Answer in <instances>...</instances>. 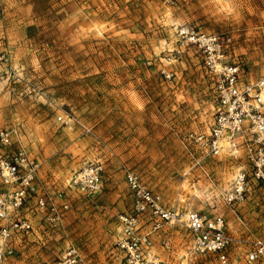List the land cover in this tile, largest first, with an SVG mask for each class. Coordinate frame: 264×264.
Masks as SVG:
<instances>
[{"label": "rangeland", "instance_id": "1", "mask_svg": "<svg viewBox=\"0 0 264 264\" xmlns=\"http://www.w3.org/2000/svg\"><path fill=\"white\" fill-rule=\"evenodd\" d=\"M2 9L0 51L10 53L11 67L0 63V128H17L41 161L37 191L56 205L69 202L56 224L31 197L22 212L32 228L16 235L5 264H56L69 245L82 264H127L115 243L119 215L132 211L122 164L167 210L222 212L228 231L248 239L233 245L230 264H264L242 254L250 238L264 239V182L250 176L244 198L229 205L220 191L246 162L243 154L204 159L216 186L192 166L189 151H199L187 133L211 124L215 79L197 47L173 55L175 23L198 24L232 36L225 56L240 65L243 80L264 74V0H0ZM59 114L72 116L71 127ZM93 159L105 169L100 189L85 195L67 181ZM155 220L144 217L141 229ZM151 237L159 264L217 261L193 252L182 225L163 221Z\"/></svg>", "mask_w": 264, "mask_h": 264}, {"label": "built area", "instance_id": "2", "mask_svg": "<svg viewBox=\"0 0 264 264\" xmlns=\"http://www.w3.org/2000/svg\"><path fill=\"white\" fill-rule=\"evenodd\" d=\"M175 36L177 47L173 55L176 57L186 47H197L204 65L215 79L216 107L211 124L206 130L187 133V139L199 151L197 155L189 151L192 166L199 167L216 186L203 164L205 158L225 153L232 156L243 154L246 160L237 168L228 189L220 191L223 200L230 205L244 198L250 176L264 182V74L255 79H242L240 65L228 62L225 56V47L232 39L228 33L207 32L198 24L175 23ZM0 63L11 67V55L7 50L0 51ZM171 74L167 72L166 76ZM57 119L71 127L72 116L69 114H59ZM0 146L6 148L0 152V182L3 186L0 189V264H5L13 253L16 235L32 228L30 218L22 212L31 197L36 208L48 211L47 218L56 224L61 221V210L68 208L69 202L63 199L60 205H56L51 197L37 191L42 163L30 154L17 128H0ZM122 167L132 192V211L119 215L120 229L115 243L124 251L127 264H159L151 233L163 221L182 225L192 234L193 252L213 254L217 259L215 264L231 263L230 251L239 239L228 232L223 214H207L195 209L167 210L160 204V194L147 187L134 169L125 164ZM104 169L100 160H88L69 176L67 182L72 189L91 195L100 189ZM56 194L63 196L62 191ZM151 215H158L160 220H155L151 228L142 230L143 218ZM163 243L168 246L166 239ZM248 246L243 254L246 263L264 259V239L253 236ZM82 263L81 252L75 245H69L56 264Z\"/></svg>", "mask_w": 264, "mask_h": 264}, {"label": "crops", "instance_id": "3", "mask_svg": "<svg viewBox=\"0 0 264 264\" xmlns=\"http://www.w3.org/2000/svg\"><path fill=\"white\" fill-rule=\"evenodd\" d=\"M65 18V17H64ZM88 24H89V22H88ZM9 47V46H8ZM256 78V77H255ZM255 78H251V79H255ZM248 79V78H247ZM250 79V78H249ZM20 136H21V133H20ZM21 139H22V141H23V143H24V145L26 146V143L24 142V139L22 138V136H21ZM27 148V147H26ZM214 157V156H213ZM208 158V157H207ZM236 172V171H235ZM235 174V173H234ZM234 176V175H233ZM213 187V186H212ZM214 189H213V191L214 192H216V187H213ZM217 192H218V194H219V191L217 190ZM180 195V194H179ZM211 214H223L222 212H218V211H215V212H213V213H211ZM224 215V214H223ZM227 223V222H226ZM240 229V228H239ZM228 230V229H227ZM229 232V231H228ZM230 233V232H229ZM231 234V233H230ZM235 239H239V242H237V247H239L238 246V244L239 245H243V244H241L242 242H241V240L242 241H248V239H245V238H242V236H240V235H233V234H231ZM247 247V246H246ZM249 247V246H248ZM247 247V248H248ZM247 248H245V249H247ZM242 254H244V252H242Z\"/></svg>", "mask_w": 264, "mask_h": 264}]
</instances>
